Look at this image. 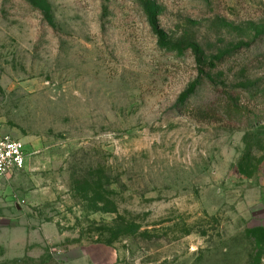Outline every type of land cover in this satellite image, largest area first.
<instances>
[{"label": "rangeland", "instance_id": "obj_1", "mask_svg": "<svg viewBox=\"0 0 264 264\" xmlns=\"http://www.w3.org/2000/svg\"><path fill=\"white\" fill-rule=\"evenodd\" d=\"M0 125V264H264V0H0Z\"/></svg>", "mask_w": 264, "mask_h": 264}, {"label": "built area", "instance_id": "obj_2", "mask_svg": "<svg viewBox=\"0 0 264 264\" xmlns=\"http://www.w3.org/2000/svg\"><path fill=\"white\" fill-rule=\"evenodd\" d=\"M26 152L24 143L0 125V177L23 170L26 166Z\"/></svg>", "mask_w": 264, "mask_h": 264}, {"label": "trees", "instance_id": "obj_3", "mask_svg": "<svg viewBox=\"0 0 264 264\" xmlns=\"http://www.w3.org/2000/svg\"><path fill=\"white\" fill-rule=\"evenodd\" d=\"M211 68H217V66L215 65V64H210L209 65ZM204 69L202 68V71H203ZM260 91V90H259ZM259 91H257V94H260V92ZM231 110H233L234 109V111L235 112H238V113H242L243 111H244V108L242 107V106H238V105H235V104H231L230 105V107H229ZM229 109V110H230Z\"/></svg>", "mask_w": 264, "mask_h": 264}]
</instances>
